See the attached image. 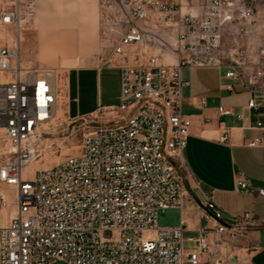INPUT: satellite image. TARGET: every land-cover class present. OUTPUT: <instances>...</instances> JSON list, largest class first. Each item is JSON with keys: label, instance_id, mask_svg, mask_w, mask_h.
I'll return each instance as SVG.
<instances>
[{"label": "built area", "instance_id": "1", "mask_svg": "<svg viewBox=\"0 0 264 264\" xmlns=\"http://www.w3.org/2000/svg\"><path fill=\"white\" fill-rule=\"evenodd\" d=\"M258 2L130 0L118 19L125 27L102 65L119 70V103L70 121L84 131L78 153L34 172L28 167L41 156L44 128L57 116V73L24 66L17 43L0 48V184L15 190L14 215L0 225V264H221L223 252L238 247L257 226L250 214L225 218L204 195L198 205L204 226L189 233L181 217L192 126L182 111L189 85L182 69L193 65L168 64L163 56L183 54L186 44L209 53L226 34H249ZM18 13L2 11L0 26H15ZM234 45L230 64L216 66L227 68V79L261 91L264 49L254 59ZM248 108L257 110L253 99ZM217 112L232 115L224 107ZM254 129L264 131V122ZM218 141L226 142V133ZM262 145L258 138L246 143ZM236 186L253 190L245 179ZM257 192L264 197V188ZM166 211L180 215L177 226L158 224Z\"/></svg>", "mask_w": 264, "mask_h": 264}, {"label": "crops", "instance_id": "2", "mask_svg": "<svg viewBox=\"0 0 264 264\" xmlns=\"http://www.w3.org/2000/svg\"><path fill=\"white\" fill-rule=\"evenodd\" d=\"M96 12L95 7L87 10L93 19ZM18 24L19 30H23L24 21L19 19ZM105 69L117 68L93 65L73 68L68 72L65 113L70 121L88 116L100 107L116 106L119 103V100L114 105L101 102L100 83ZM227 71V68L216 65L192 66L185 73L182 69V77L189 84L183 90L182 111L190 118L192 126L184 151V172L181 173L186 192L181 217L189 233L204 226L206 221L200 218L198 208L204 195L211 196L213 202L225 213V218L250 214L257 226L239 242L236 249L229 248L223 252L221 264H264V197L257 192V189L264 188V131L254 129L257 122H264V88L259 91L244 81L227 79ZM94 79H97L98 99H90L82 110L80 97L93 89ZM258 84L262 85V80ZM227 87H232L233 92L227 91ZM73 93L77 95L76 98H73ZM252 99L257 110L248 108ZM73 101L77 102L75 114ZM218 107L231 110L232 115L220 117ZM225 133L227 141L219 142V137ZM256 138L263 140L261 147L246 146L248 141ZM240 179L249 181L253 190L246 193L238 191L236 185ZM179 217L178 214L174 226L178 225ZM212 225L209 222V227ZM233 255H237L238 260Z\"/></svg>", "mask_w": 264, "mask_h": 264}, {"label": "rangeland", "instance_id": "3", "mask_svg": "<svg viewBox=\"0 0 264 264\" xmlns=\"http://www.w3.org/2000/svg\"><path fill=\"white\" fill-rule=\"evenodd\" d=\"M129 2L130 0H0V13L17 10L18 18L24 21L23 30H19L17 25L0 28V47H13L14 41L18 40L23 65L55 70L60 88L57 116L50 126L44 128L41 156L30 164L29 171L48 169L62 162L66 157L78 153L84 131L72 129L71 119L65 113L68 72L73 68L103 65L118 34L125 27L118 19L125 14ZM189 4L183 5L189 6ZM91 7H95L97 11L95 19L87 13ZM254 16L255 22L249 34L244 36L226 34L221 38L217 48L209 53H202L200 47L186 44L183 54L164 55L165 62L175 65L177 61H188L193 66H211L218 63L229 65L235 43L240 45L242 50L248 51L254 59H259L260 51L264 49V0H259ZM161 29L169 30L175 35L174 29L167 28L165 24H162ZM165 46L169 47L168 42ZM191 48H196V51L190 52ZM164 50L165 48L160 47L157 53L163 54ZM186 71L187 68H183V73ZM74 79L73 76V89ZM119 90V71L105 69L100 83L102 104H116L119 100ZM76 96L73 93V98ZM92 98L98 99L97 79L96 81L94 79L93 89L87 92V95L83 94L80 97L82 110ZM72 103L75 114L77 102ZM2 155L4 152L0 151V157ZM14 195V188L0 184V225H6L14 215ZM177 219V212L166 211L160 214L158 224L174 226Z\"/></svg>", "mask_w": 264, "mask_h": 264}, {"label": "bare ground", "instance_id": "4", "mask_svg": "<svg viewBox=\"0 0 264 264\" xmlns=\"http://www.w3.org/2000/svg\"><path fill=\"white\" fill-rule=\"evenodd\" d=\"M194 14V13H193ZM19 18L17 19V22H16V24L15 25H17V27L19 26ZM10 27V26H9ZM15 43H17V45H19V41L18 40H15L14 41ZM30 172H32V171H30ZM14 197H15V195H14Z\"/></svg>", "mask_w": 264, "mask_h": 264}]
</instances>
